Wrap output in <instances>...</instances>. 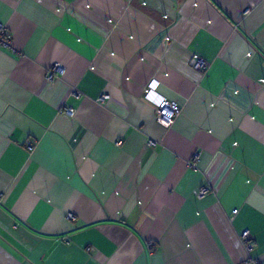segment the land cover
Segmentation results:
<instances>
[{
    "label": "crops",
    "instance_id": "1",
    "mask_svg": "<svg viewBox=\"0 0 264 264\" xmlns=\"http://www.w3.org/2000/svg\"><path fill=\"white\" fill-rule=\"evenodd\" d=\"M0 22V264H264V0H0Z\"/></svg>",
    "mask_w": 264,
    "mask_h": 264
},
{
    "label": "built area",
    "instance_id": "2",
    "mask_svg": "<svg viewBox=\"0 0 264 264\" xmlns=\"http://www.w3.org/2000/svg\"><path fill=\"white\" fill-rule=\"evenodd\" d=\"M250 10L251 9L248 7L246 9V12H249ZM0 45L10 46V47L12 46V34L7 28L6 24L2 22H0ZM190 64L198 70H204L208 67V61L196 54L192 55L190 59ZM61 68L62 66L60 64H57L54 67V70L57 71V70H60ZM154 85H155V81H152L150 85L148 86V88L146 89L148 97ZM72 93L74 96H77V97H80L82 95V92L79 91L78 89H73ZM105 97L106 96L104 95L101 98V100ZM155 105H156L155 117H156L157 122L166 128L171 127V125L175 121V118L181 111L180 103L177 100L167 99L163 97L155 101ZM65 111L69 114H73L74 109H72L71 107H67ZM120 143L121 141L118 142V144ZM153 143L154 142L152 140L149 142L150 145H152ZM197 158H198V153L194 155L192 162H190V166L194 167L193 161H195ZM208 192H209V188L203 187L202 189H200L198 195L199 197H204ZM233 213L234 214L237 213V210H234ZM67 217L69 219H72L74 218V215L72 213H68ZM248 235H249L248 230L242 233L243 238H246ZM254 264H257V263H254Z\"/></svg>",
    "mask_w": 264,
    "mask_h": 264
}]
</instances>
